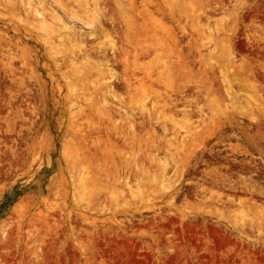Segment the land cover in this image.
Here are the masks:
<instances>
[{"label": "rangeland", "instance_id": "rangeland-1", "mask_svg": "<svg viewBox=\"0 0 264 264\" xmlns=\"http://www.w3.org/2000/svg\"><path fill=\"white\" fill-rule=\"evenodd\" d=\"M0 264H264V0H0Z\"/></svg>", "mask_w": 264, "mask_h": 264}]
</instances>
